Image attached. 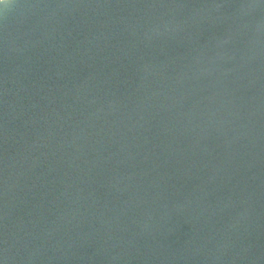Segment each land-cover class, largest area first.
<instances>
[{
	"label": "water",
	"instance_id": "1",
	"mask_svg": "<svg viewBox=\"0 0 264 264\" xmlns=\"http://www.w3.org/2000/svg\"><path fill=\"white\" fill-rule=\"evenodd\" d=\"M0 264H264V0L0 6Z\"/></svg>",
	"mask_w": 264,
	"mask_h": 264
},
{
	"label": "clouds",
	"instance_id": "2",
	"mask_svg": "<svg viewBox=\"0 0 264 264\" xmlns=\"http://www.w3.org/2000/svg\"><path fill=\"white\" fill-rule=\"evenodd\" d=\"M11 3V0H0V6H6Z\"/></svg>",
	"mask_w": 264,
	"mask_h": 264
}]
</instances>
